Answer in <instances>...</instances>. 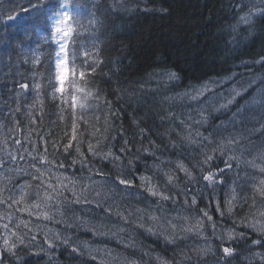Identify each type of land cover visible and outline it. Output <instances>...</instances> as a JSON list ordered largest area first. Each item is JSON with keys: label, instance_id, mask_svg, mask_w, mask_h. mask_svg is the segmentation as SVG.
Returning <instances> with one entry per match:
<instances>
[{"label": "trees", "instance_id": "trees-1", "mask_svg": "<svg viewBox=\"0 0 264 264\" xmlns=\"http://www.w3.org/2000/svg\"><path fill=\"white\" fill-rule=\"evenodd\" d=\"M20 2L23 3V0ZM244 2L245 6L241 8L238 7L240 0H123L122 8L112 9L113 0H98L97 15L103 14L104 26L96 33L94 42L103 62L90 79L101 99L96 102L98 107L88 110L83 120L78 118L77 110V140L72 141L73 148L69 149L71 155L68 159L65 160L63 145L72 136V110L68 105L52 101L50 96L46 97L43 116L33 113L35 124L29 122L24 107V104L31 103L29 96L21 104V111L15 114L20 120L19 130L9 133L11 120L8 126L0 128V143L8 137L17 138L29 151L32 148L29 141H34L36 147L43 151L44 141L40 138L44 137L48 142L49 159L57 164L61 161L66 164L65 168H53V171L76 181V195L65 191L61 197L63 215L56 214L53 219L45 220L29 216L26 212H16L15 209L8 210L13 213L9 227L23 237L24 243L19 244L12 237L18 247L14 255L3 254V264H128L130 261L135 264H188L182 253L195 260L193 249L204 244L202 238L179 232L176 243H167L163 236L150 234L146 228L163 231L160 224L165 223L167 227L166 220L175 217L178 210L181 215L190 216V222L195 223V218L201 215L199 209H206L221 230L232 227L233 220H238L249 211L245 204L242 208L237 207L231 217L227 214L221 217L216 210V200L220 201L221 210H224L223 201L228 187L218 188L215 199L206 194L195 210L183 205V196L178 198L176 205L168 201L158 207L153 198L142 192L138 179L142 175H153L152 165L161 160L182 159L192 167L201 157L197 151L185 148L177 136V132L186 134L179 120L192 123L189 116L198 120L199 111L203 109L209 117L208 123L203 126L192 124V127L207 135L215 125L229 120L232 113L251 99L260 86V81H257L247 93L237 97L227 111H213L225 102L219 97L210 100L213 93H223L225 98H231L229 89L232 87H240L241 82L247 83L257 77L264 79V67L253 63L264 57V17H254L249 25L239 23L241 15L261 7V4L259 0ZM10 6L11 0H0V11ZM35 42L33 37L25 44L32 47ZM27 47L21 51L13 46L8 51L0 46V105L7 100L8 105L15 108V102L9 100V95L21 91L17 81L28 82L31 86L30 79L22 80L16 75L17 72L25 78L32 75V66L23 60L26 53L31 55ZM42 49L47 52L48 45H43ZM41 59L43 61L44 57ZM40 71L45 72L46 69L40 67ZM170 72L176 73L175 80L168 79L167 73ZM228 76H233V79L211 84V91L199 100L177 98L191 91L193 86L221 81ZM60 107L66 109L63 119H60ZM169 113L173 114L171 118ZM244 117L245 122L237 125L236 131L246 137L241 146L246 149L245 157L251 159L264 152V130L256 131L264 124V116L259 109H247ZM170 140L181 146L171 148ZM77 141L87 157V164L68 167L73 157L79 159L75 152ZM151 141L160 147H155ZM89 143L100 155L93 156L88 152ZM7 146L9 150L18 147L11 138ZM213 146L208 144L207 148L210 150ZM121 148L125 152L122 153ZM109 151L120 159H104V154ZM239 151L240 146L237 147ZM149 152H155L159 160ZM129 160L132 164L128 163ZM25 163L20 161L22 166ZM220 166L223 167L222 164ZM163 167L167 170L175 165L165 164ZM177 175L183 180V173L177 171ZM117 176L133 180V186L126 187L115 182ZM27 179L29 177H23V180ZM154 180L165 183L159 174L154 176ZM228 184L231 185V180ZM76 197H80V203H75ZM137 209L144 211L138 212ZM5 211L0 207V212ZM118 213L127 216L128 221L125 222ZM151 213L160 215L162 221L149 220ZM21 219L31 221L28 228L23 225L18 229L15 227ZM173 222L178 225L184 223L182 220ZM0 223L8 221L5 219ZM139 224H144L145 228H140ZM121 228L124 231H120ZM90 229L108 235H93ZM237 230L243 231V228L238 227ZM3 231L0 228V234ZM56 234H59V240ZM167 234H171L170 228ZM205 234L210 237V227L206 226ZM63 239H68L69 245L63 244ZM46 240L53 242L55 247L49 249ZM126 244L133 246L125 247ZM72 247L79 251L74 253ZM109 250L112 256L107 255ZM117 255L119 260L113 261ZM94 256L96 259H93Z\"/></svg>", "mask_w": 264, "mask_h": 264}, {"label": "snow or ice", "instance_id": "snow-or-ice-1", "mask_svg": "<svg viewBox=\"0 0 264 264\" xmlns=\"http://www.w3.org/2000/svg\"><path fill=\"white\" fill-rule=\"evenodd\" d=\"M259 3L261 7L251 9L239 17L240 24L249 25L254 17H264V0H259ZM244 6V0H240L238 7ZM122 7L123 0H113L112 9ZM97 11L98 0H23V3L20 0H11V6L0 11V24H3V27H0V46L5 50L10 51L15 46L16 49L23 51L27 47L25 42L33 37L36 38L34 46L27 47V52L31 55L26 53L23 57L24 62L32 66L31 77L25 78L22 73H16L22 77V80L30 79L31 86L28 82L17 81L21 91L9 95V100L15 102V108L9 106L7 100L0 105V128L8 126V121L11 120L9 133L19 130L20 120L15 114L21 111V104L29 96H31V103L24 104V107L27 109L26 115L29 117V122L35 124L36 118L33 113H40L42 117L46 97L50 96L52 101H58L59 105H68L72 110V136L69 142L63 145L65 160L71 155L69 149L73 148L72 141L77 140V110L78 118L83 120L88 110L98 107L96 102L101 99L90 79L103 62L99 59V51L94 42L96 33L104 26L103 14L98 16ZM43 45H48L47 52L42 49ZM253 63L264 67V57ZM40 67H44L46 71L41 72ZM167 76L169 80L177 78L174 72L167 73ZM233 76L224 77L221 81L193 86L191 91H186L177 98L188 97L192 101L199 100L205 93L211 91V84L224 83L232 80ZM257 81H260V86L256 88L251 99L238 107L229 120L215 125L207 135H204L199 128L192 127V124L203 126L208 123L209 117L205 115L203 109L199 111L200 119L194 120L189 116L188 119L192 123L179 120V124L186 129V134L177 132V136L185 148L197 151L201 157L192 164V167H189L182 159L161 160L152 165L153 175L138 177L142 192L146 193L147 197L153 198V202L158 207L162 202L168 201L176 205L178 198L183 196V205L195 210L198 202L206 198V194L207 197L215 199L217 189L221 187L229 189L223 201L224 210H221L220 201L216 200V210L220 212L221 217L225 214L231 217L237 207L242 208L245 204L248 205L249 211L243 217L233 220L232 227L221 230H218L217 223L206 209H199L201 215L195 218V223L190 222L192 219L190 216L181 215L178 210L175 217L166 220L167 227L165 223L160 224L163 231L153 227L146 228L150 234L163 236L167 243H176L179 232L195 234L202 238L204 244L193 249L195 260L192 256L182 253L188 264H237V262L238 264H264V152L251 159L246 158V149L241 146V141L246 137L236 131V126L245 122V110L259 109L261 116H264V79L257 77L247 83L241 82L240 87H232L229 89L231 98H225L223 93H213L209 99L213 100L217 97L223 99L225 102L213 111H227L229 106L236 102V98L247 93L249 88L257 84ZM9 92L11 93V90ZM64 111H66L64 107L59 108L60 119L64 118ZM172 115L169 113V118ZM230 128L231 131H229ZM262 130H264V124L260 129H256V131ZM9 138L18 146L17 148L9 150L7 146ZM40 139L44 141L43 151L36 147L34 141H29L32 144L29 151L20 139L13 137H8L0 143V207L6 210L0 212V221L5 219L8 221V223H0V228L4 230L0 234L2 239L0 264H3L4 253L15 254L18 245L12 237H15L19 244L24 243L23 237L9 227L13 213L8 210L15 209L16 212H26L29 216H36L37 219L42 217L45 220H51L56 214L63 215L61 197L64 196V192L72 191L73 195H76V181L63 174L57 175L53 171V168H65V162L61 161L57 164L55 160L49 159L48 142L44 140V137ZM151 143L155 147H160L155 144V141ZM208 144L214 146L209 150ZM169 145L173 149L181 146L175 140H170ZM238 146H240L239 152H237ZM53 147H56L55 144ZM120 151L123 153L125 149L121 148ZM145 151L148 152V149ZM75 152L79 159L73 157L67 166L71 167L78 163L86 166L87 157L81 151L78 141ZM88 152L93 156L100 155L91 143L88 145ZM149 155L155 157V152H149ZM103 158L120 159L119 156L114 157L111 151L104 154ZM155 159L159 160V157ZM20 161H25V165L22 166ZM128 163L132 164V161L129 160ZM165 164H174L175 167L165 170L163 167ZM221 164L223 167L220 166ZM177 171L183 173V180L177 175ZM157 174L164 178V184L154 180ZM25 176L29 179L23 180ZM21 180L23 182H19ZM229 180L231 185L228 184ZM115 182L126 187L133 186V180L121 176H117ZM69 185L72 187L70 188ZM169 189H178V191L173 192ZM75 203H80V197H76ZM137 211L144 210L137 209ZM118 215L125 222L128 221L127 216L122 213ZM148 219L160 222L163 218L151 213ZM173 220H182L184 223L178 225ZM29 223L31 221L21 219L15 227L18 229L23 225L28 228ZM138 226L145 228L144 224ZM206 226L211 228L210 237L205 234ZM238 227H242L243 231H238ZM169 228L170 235L167 234ZM90 230L93 235H108V233L97 232L95 229ZM120 231L124 229L121 228ZM56 239H60L59 234H56ZM46 242L49 249L55 247L53 242L47 240ZM61 242L69 245L68 239H63ZM132 246L125 245V247ZM72 251L75 253L79 249L72 247ZM107 255L112 256L110 250ZM93 259L96 257L94 256ZM118 260V255L113 257V261ZM128 264H135V262L130 261Z\"/></svg>", "mask_w": 264, "mask_h": 264}]
</instances>
